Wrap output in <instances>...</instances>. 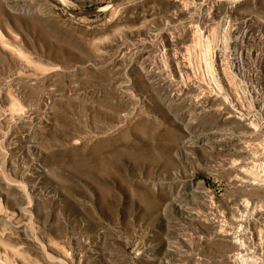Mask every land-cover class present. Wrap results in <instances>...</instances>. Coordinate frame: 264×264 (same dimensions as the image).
<instances>
[{"label":"rangeland","instance_id":"obj_1","mask_svg":"<svg viewBox=\"0 0 264 264\" xmlns=\"http://www.w3.org/2000/svg\"><path fill=\"white\" fill-rule=\"evenodd\" d=\"M0 264H264V0H0Z\"/></svg>","mask_w":264,"mask_h":264},{"label":"bare ground","instance_id":"obj_2","mask_svg":"<svg viewBox=\"0 0 264 264\" xmlns=\"http://www.w3.org/2000/svg\"><path fill=\"white\" fill-rule=\"evenodd\" d=\"M228 87H229V90H231L230 88H232V87H230V83H229V86H228ZM233 91H234V90H233ZM233 91H232V92H233ZM215 221H216V220H215ZM215 221H214V222H215Z\"/></svg>","mask_w":264,"mask_h":264}]
</instances>
